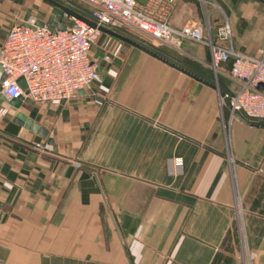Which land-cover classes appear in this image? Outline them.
Returning <instances> with one entry per match:
<instances>
[{
  "label": "crops",
  "instance_id": "obj_1",
  "mask_svg": "<svg viewBox=\"0 0 264 264\" xmlns=\"http://www.w3.org/2000/svg\"><path fill=\"white\" fill-rule=\"evenodd\" d=\"M198 1L182 0L170 24L227 21L236 52L264 56V0ZM51 13L0 0V51L28 14ZM147 50L159 59L101 33L99 79L74 99L14 107L0 93V264H264V126Z\"/></svg>",
  "mask_w": 264,
  "mask_h": 264
},
{
  "label": "built area",
  "instance_id": "obj_2",
  "mask_svg": "<svg viewBox=\"0 0 264 264\" xmlns=\"http://www.w3.org/2000/svg\"><path fill=\"white\" fill-rule=\"evenodd\" d=\"M90 10L84 17L96 24L64 15L63 31L51 30L29 16L8 32L0 51L2 76L0 93L8 100L29 97L37 104H61L98 79L97 65L91 59L92 47L101 34L100 27L116 31L133 29L148 38L181 51L185 41L202 43L211 53V67L218 70L230 62L229 77L235 85L228 97L232 113H239L251 124L264 123V56L251 57L235 51L232 30L227 21L215 38L204 26L176 28L170 18L182 0H81ZM62 20V21H63ZM109 54L104 57L109 61ZM23 79L26 90L19 80ZM5 110L0 108V118ZM36 149L45 146L36 143Z\"/></svg>",
  "mask_w": 264,
  "mask_h": 264
},
{
  "label": "rangeland",
  "instance_id": "obj_3",
  "mask_svg": "<svg viewBox=\"0 0 264 264\" xmlns=\"http://www.w3.org/2000/svg\"><path fill=\"white\" fill-rule=\"evenodd\" d=\"M62 5L66 6L70 10L76 12L77 14L88 17L90 10L89 7L81 0H55ZM195 2H199L195 0ZM207 29L210 31L211 35L215 34L214 25L207 24L204 27V37L207 36ZM217 30V29H216ZM117 34L124 36L137 44L141 45L144 48L156 50L162 52L163 54L168 53L166 55L170 56L173 62L177 65L185 67L188 71H191L193 74L202 78L205 81H208L212 84H216L218 89L226 94V96L230 97L235 90V85L229 77V64L220 67L217 71L211 67L210 59H209V51L208 47L202 43H194L188 42L183 45V52H180L172 47L160 44L147 36L133 30L130 28H121L119 30L114 31ZM101 35V34H100ZM189 51L194 54L195 58L190 55H186V52ZM111 57H109V60ZM99 79V76H98ZM97 79V80H98ZM221 99V104L223 107V99ZM225 107H223V110ZM227 132V131H226Z\"/></svg>",
  "mask_w": 264,
  "mask_h": 264
},
{
  "label": "water",
  "instance_id": "obj_4",
  "mask_svg": "<svg viewBox=\"0 0 264 264\" xmlns=\"http://www.w3.org/2000/svg\"><path fill=\"white\" fill-rule=\"evenodd\" d=\"M43 1L47 2L50 6H52V13H51V16L49 17V19L47 21V24L51 27V30L53 32H55L57 30L63 31V30L66 29V25L62 21L64 15H69V16L81 19V20L86 21L87 23H89L91 26L96 27V24L93 23L92 21L84 18L83 16L77 14L76 12L70 10L69 8H67L66 6L62 5L61 3H59V2H57L55 0H43ZM28 17H29V14L25 18V21L28 19ZM36 25L41 27V26L44 25V22L43 21H38ZM99 30L101 31V33H104V34H107V35H109L111 37H114V38H116V39H118V40H120L122 42H125V43H127V44H129V45H131V46H133V47H135V48H137V49H139L141 51H144V52L150 54L151 56L159 59V57L156 54L148 51L146 48L142 47L141 45L137 44L136 42H134V41H132V40H130V39L124 37V36H121V35L117 34L114 31H111L109 29L102 28V27H100ZM176 69H178L180 72L188 75L189 77H191V78H193V79H195V80H197L199 82H202L204 84H209V83L204 82L203 80L197 78L196 76L186 72L183 69H180V68H176ZM4 79H5V77L2 76V80H4ZM19 84H20V86H21V88L23 90H26V84H25V81L23 79L19 80ZM210 86L218 91L219 98H222L223 102L231 110V104H230L229 98L224 93H222L218 89V87L216 85H210ZM21 100H22V98L14 99V100L11 101V105H13L14 107H19ZM234 114H235V116L237 117L238 120L242 121L245 124L249 123V122L244 121L243 117L239 113L236 112ZM16 121H17L16 123H18L20 126H24L26 129L32 130V132L36 133L38 136H40V137H42L44 139H46L48 137V132L46 130H44L42 128H39L37 125H35L33 123V121L31 119H27L22 114H19L17 116V120ZM254 125L264 126V123H258V124H254ZM48 143L51 144L52 140L49 139Z\"/></svg>",
  "mask_w": 264,
  "mask_h": 264
},
{
  "label": "trees",
  "instance_id": "obj_5",
  "mask_svg": "<svg viewBox=\"0 0 264 264\" xmlns=\"http://www.w3.org/2000/svg\"><path fill=\"white\" fill-rule=\"evenodd\" d=\"M63 22L65 23V24H68V22L66 21V20H63ZM221 25H223V24H221ZM220 27V26H219ZM218 29V28H217ZM216 29H215V33H216ZM228 65L229 64V66H230V62H227V63H225V64H222V66L221 67H223L224 65ZM234 92V90L232 91V93ZM226 95V94H225Z\"/></svg>",
  "mask_w": 264,
  "mask_h": 264
}]
</instances>
